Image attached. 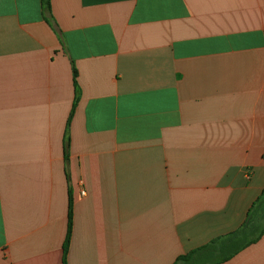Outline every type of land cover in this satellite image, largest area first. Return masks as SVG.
Wrapping results in <instances>:
<instances>
[{"label": "crops", "instance_id": "crops-1", "mask_svg": "<svg viewBox=\"0 0 264 264\" xmlns=\"http://www.w3.org/2000/svg\"><path fill=\"white\" fill-rule=\"evenodd\" d=\"M0 0V264H173L264 189V0ZM72 68L76 70L78 97ZM222 264H264V233Z\"/></svg>", "mask_w": 264, "mask_h": 264}, {"label": "trees", "instance_id": "trees-1", "mask_svg": "<svg viewBox=\"0 0 264 264\" xmlns=\"http://www.w3.org/2000/svg\"><path fill=\"white\" fill-rule=\"evenodd\" d=\"M44 12H49V0H41ZM76 70L72 68L74 86V104L78 97ZM71 201L68 203V217L65 239L63 243L62 264H65L67 249L71 237ZM264 233V189L260 192L247 211L245 222L236 231L211 240L185 255L176 258L173 264H222L230 260L240 251L256 243Z\"/></svg>", "mask_w": 264, "mask_h": 264}]
</instances>
